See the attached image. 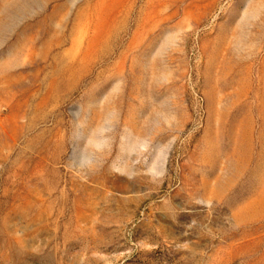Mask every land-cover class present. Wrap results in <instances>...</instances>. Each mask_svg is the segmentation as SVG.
Listing matches in <instances>:
<instances>
[{
	"label": "rangeland",
	"instance_id": "1",
	"mask_svg": "<svg viewBox=\"0 0 264 264\" xmlns=\"http://www.w3.org/2000/svg\"><path fill=\"white\" fill-rule=\"evenodd\" d=\"M0 264H264V0H0Z\"/></svg>",
	"mask_w": 264,
	"mask_h": 264
}]
</instances>
